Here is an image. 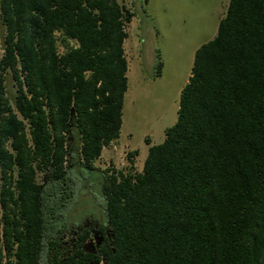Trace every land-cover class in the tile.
<instances>
[{
  "label": "trees",
  "instance_id": "16d2710c",
  "mask_svg": "<svg viewBox=\"0 0 264 264\" xmlns=\"http://www.w3.org/2000/svg\"><path fill=\"white\" fill-rule=\"evenodd\" d=\"M133 17L117 0H0V264H264V0H228L141 172L132 153L101 170ZM89 183L99 213L73 223Z\"/></svg>",
  "mask_w": 264,
  "mask_h": 264
},
{
  "label": "rangeland",
  "instance_id": "374dc122",
  "mask_svg": "<svg viewBox=\"0 0 264 264\" xmlns=\"http://www.w3.org/2000/svg\"><path fill=\"white\" fill-rule=\"evenodd\" d=\"M227 1L147 0L145 5L143 0H117L120 5L134 14V18L125 29L128 37L134 38L138 31V34L141 33L138 37L147 40V44L143 45L146 60L143 59L142 61L141 83L135 84L136 82L133 83L131 80L129 83V92H133L132 95L130 93L131 103L128 111L131 120L128 121L127 127H123L119 141L121 145L138 149L137 166H139L143 154L146 155L142 135L150 133L153 138L152 141L158 143L159 141L154 140L156 130L165 129L174 124L176 119L174 108L178 100L177 90L185 81L191 65L192 53L197 47L214 37L217 21L224 12ZM153 28L158 32V36L154 38L152 35L154 34ZM146 30L149 33L145 37L142 34ZM68 44L74 45L72 41H69ZM57 46L58 52L61 53L63 49L59 40ZM154 50H157L161 63V75L160 78L156 77L157 79L154 78L155 76H151V72L155 68L154 66L152 70L149 68V60L147 59L152 56V53L154 55ZM4 86L7 97L12 100L15 87L8 74L5 75ZM168 107L170 110H166ZM165 114L169 116L164 118L163 115ZM160 120L162 122H158ZM127 153L129 152L118 148L116 144L111 145L108 150L103 151L94 166L101 170L127 168L129 164L126 160ZM37 181H39V176ZM99 206V192L96 186L89 183L87 188H83V193L78 198L70 221L73 223L84 221L87 225L92 224L88 218L86 220L84 218L97 216ZM96 237L95 234L94 239ZM67 238L64 236L65 240ZM91 239L87 246H93L94 241L93 238Z\"/></svg>",
  "mask_w": 264,
  "mask_h": 264
},
{
  "label": "crops",
  "instance_id": "0c3cea01",
  "mask_svg": "<svg viewBox=\"0 0 264 264\" xmlns=\"http://www.w3.org/2000/svg\"><path fill=\"white\" fill-rule=\"evenodd\" d=\"M146 2H147V0H145V2H144L145 5H146ZM227 3H228V1H227ZM225 10H226V7H225ZM225 10H224V12H225ZM224 12L222 13V15H221L220 18H222V16L224 15ZM132 19H131V21H132ZM217 23H218V21H217ZM125 32H126V38L123 41L122 47H123L124 58H125V61H126L125 78H126V85L127 86H126V91H125V93L123 95V101H122V108H121V126H120V129H119L118 138L114 142H112L111 144H109L108 147L103 148L101 150L100 156L103 154V151L104 150H108L111 145L116 144L118 146V148L125 149L129 153H132V155H133V158H132V167L134 169V172L139 173V172H141L142 164H143V161H144L146 155L143 154V158L141 159V162H140L139 166H137V159L139 157L138 149L130 148V147L126 146V145H121L119 143V141H120V135H121V132L123 130V127L124 126L127 127L128 121L131 120V116L129 115L128 111H129V104L131 103L130 102L131 101L130 93L132 95L133 92H129L130 91V89H129V83H130V80L133 83L136 82L135 84L141 83L140 79H142V72H143V67H142L143 66V62L142 61H143V59H144V61L146 60L145 51L143 50V45H145V43H146L147 40H143L142 38L138 37L139 34H141L140 32L138 34V31H137L136 36L134 38H129L126 30H125ZM148 33L149 32L146 30V31H144V33L142 35H144L146 37ZM142 35H141V37H142ZM152 35H153V38H154L155 36H158V32L154 29V34H152ZM194 51H193V53H194ZM156 52H157V50H154V55L152 53V56H150L149 58H147L149 60V68L151 70H152V68L154 66V63H155V53ZM193 53H192V58H193ZM191 64H192V60H191ZM190 68H191V65H190ZM190 68H189L188 73L186 74L185 81L179 86V88L177 90L178 98H179L180 90L187 83V80H188V78L190 76ZM154 72H155V69H154L153 72H151V76H154ZM160 75H161V72H160L159 76H157V77L160 78ZM151 78H153V77H151ZM154 78H156V77H154ZM137 88H139V87H137ZM135 91H136V88H135ZM134 94H135V92H134ZM146 94H148L147 91H146ZM177 103H178V100H177ZM177 108L178 107L176 105V107L174 108V110L177 111ZM166 110H170L169 107ZM129 116H130V118H129ZM163 116H164V118H166L169 115L168 114H165ZM175 116H176V113L174 111V117ZM161 120H162V118H161ZM161 120L158 121V122H162ZM158 124H160V123H158ZM165 129H167V128H165ZM165 129L160 128L159 130H156V132L154 133V140H156L157 142L159 141L158 143H154L152 141L153 138H152V136H151L150 133L149 134H146L145 133V134L142 135V141H143V145L146 148V154H147L148 147L150 145H159V144L162 143V141L164 139V130ZM160 137H162V139H160ZM145 140H147L149 142V145L145 144V142H144ZM100 156H99V158H100ZM128 167H129V164H128Z\"/></svg>",
  "mask_w": 264,
  "mask_h": 264
},
{
  "label": "flooded vegetation",
  "instance_id": "af4514ba",
  "mask_svg": "<svg viewBox=\"0 0 264 264\" xmlns=\"http://www.w3.org/2000/svg\"><path fill=\"white\" fill-rule=\"evenodd\" d=\"M94 227H95V225H94ZM96 246H98V245H96ZM89 247H91V246H87L86 249H88Z\"/></svg>",
  "mask_w": 264,
  "mask_h": 264
},
{
  "label": "water",
  "instance_id": "95a60500",
  "mask_svg": "<svg viewBox=\"0 0 264 264\" xmlns=\"http://www.w3.org/2000/svg\"><path fill=\"white\" fill-rule=\"evenodd\" d=\"M97 240V239H96ZM99 240V239H98Z\"/></svg>",
  "mask_w": 264,
  "mask_h": 264
},
{
  "label": "built area",
  "instance_id": "2783aa9c",
  "mask_svg": "<svg viewBox=\"0 0 264 264\" xmlns=\"http://www.w3.org/2000/svg\"><path fill=\"white\" fill-rule=\"evenodd\" d=\"M101 264V263H100Z\"/></svg>",
  "mask_w": 264,
  "mask_h": 264
}]
</instances>
